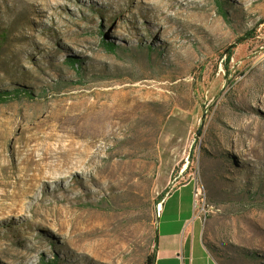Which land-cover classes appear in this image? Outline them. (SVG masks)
I'll return each mask as SVG.
<instances>
[{
	"label": "rangeland",
	"instance_id": "374dc122",
	"mask_svg": "<svg viewBox=\"0 0 264 264\" xmlns=\"http://www.w3.org/2000/svg\"><path fill=\"white\" fill-rule=\"evenodd\" d=\"M3 35L0 264H144L196 187L215 261L264 264V0H0Z\"/></svg>",
	"mask_w": 264,
	"mask_h": 264
},
{
	"label": "crops",
	"instance_id": "0c3cea01",
	"mask_svg": "<svg viewBox=\"0 0 264 264\" xmlns=\"http://www.w3.org/2000/svg\"><path fill=\"white\" fill-rule=\"evenodd\" d=\"M179 187L175 188L165 198L161 205V211L167 200L170 199L174 191ZM185 221L187 226L194 225V227H192L191 230H188L191 233H186L183 237L177 236L176 239H174V244L162 246L157 230V253L155 264H218L204 244L202 221L201 218L196 215L194 206L192 210V218L190 221L189 219H186Z\"/></svg>",
	"mask_w": 264,
	"mask_h": 264
},
{
	"label": "trees",
	"instance_id": "16d2710c",
	"mask_svg": "<svg viewBox=\"0 0 264 264\" xmlns=\"http://www.w3.org/2000/svg\"><path fill=\"white\" fill-rule=\"evenodd\" d=\"M6 37V35H3L0 37V39H4ZM252 34L246 33L244 36L239 37L236 41V45L242 44L244 42H247L249 39H251ZM236 45H233L232 48H235ZM111 48L114 50L116 47L114 45H111ZM233 52L232 51H228L227 53V60L230 61L232 58ZM72 63L74 62H78V60H69ZM24 94L27 97H31L32 94L29 93L28 91H24V90H13V91H1L0 92V102H6L7 100L13 98L15 95L18 94ZM161 202V201H159ZM163 204V202H162ZM156 247H157V234L155 236V247L154 250L152 251V253L150 255L147 256L145 263L144 264H155L156 261ZM42 264H58L57 263V258H54L53 261H43Z\"/></svg>",
	"mask_w": 264,
	"mask_h": 264
},
{
	"label": "built area",
	"instance_id": "2783aa9c",
	"mask_svg": "<svg viewBox=\"0 0 264 264\" xmlns=\"http://www.w3.org/2000/svg\"><path fill=\"white\" fill-rule=\"evenodd\" d=\"M193 197H194V208L197 207V201L200 199V188H194L193 191Z\"/></svg>",
	"mask_w": 264,
	"mask_h": 264
},
{
	"label": "bare ground",
	"instance_id": "6f19581e",
	"mask_svg": "<svg viewBox=\"0 0 264 264\" xmlns=\"http://www.w3.org/2000/svg\"><path fill=\"white\" fill-rule=\"evenodd\" d=\"M124 89V88H123ZM125 89H128V88H125ZM129 91V90H128ZM120 92V91H119ZM140 92V91H139ZM125 94V93H124ZM123 94V95H124ZM138 94V93H137ZM141 94V93H140ZM125 96H126V94H125ZM122 119V121H124L125 119H126V117H125V115H121V117H120V120ZM122 182V181H121Z\"/></svg>",
	"mask_w": 264,
	"mask_h": 264
}]
</instances>
